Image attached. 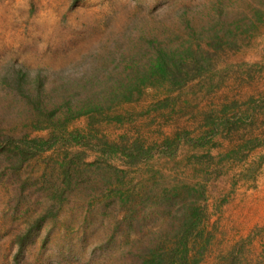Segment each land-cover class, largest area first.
<instances>
[{
  "label": "rangeland",
  "instance_id": "1",
  "mask_svg": "<svg viewBox=\"0 0 264 264\" xmlns=\"http://www.w3.org/2000/svg\"><path fill=\"white\" fill-rule=\"evenodd\" d=\"M186 248L264 264V0H0V264Z\"/></svg>",
  "mask_w": 264,
  "mask_h": 264
},
{
  "label": "trees",
  "instance_id": "2",
  "mask_svg": "<svg viewBox=\"0 0 264 264\" xmlns=\"http://www.w3.org/2000/svg\"><path fill=\"white\" fill-rule=\"evenodd\" d=\"M78 1V0H75ZM173 63L174 66L178 69V68H184L185 67V63L182 62V60H175L174 57H170L168 60H160L157 64L158 67H165L168 66L170 67V64ZM156 66V64H155ZM179 73V74H178ZM161 77H167L166 74L164 73L163 76ZM150 79L149 76H147V74H142V76L140 77V80L147 82ZM168 79H170V82L172 84V86L179 88L182 86V84H185L188 80L191 79V77L186 76L184 74H181V72H173L171 75L168 76ZM131 94H126L125 95V100L130 99ZM73 138H77L75 135H72ZM12 139V138H11ZM58 140L57 137H51L47 140L44 141H39V140H22V142L28 146L27 149L35 150V152H41V151H45L48 150L52 147V145ZM69 140L72 141V138H69L66 140L69 143ZM13 141V139L11 140ZM65 141V140H64ZM31 154L33 152H30ZM193 223V221H190V228H191V224ZM38 225V224H37ZM36 225V226H37ZM29 235V231H27L26 233L22 234L20 236V240L19 243L22 246L24 244V241L26 239V237ZM194 257L190 255L189 249H185V251L183 252V254L181 255V259L183 260V264H186L188 261H190V258ZM17 262V261H16ZM198 263V260H194L192 261V264H196ZM18 264V262H17ZM152 264H158L155 259L154 262L152 261Z\"/></svg>",
  "mask_w": 264,
  "mask_h": 264
}]
</instances>
